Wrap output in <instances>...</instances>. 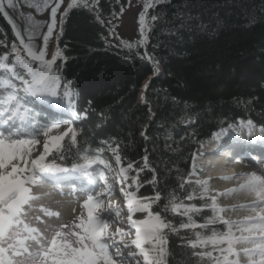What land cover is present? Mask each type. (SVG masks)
Listing matches in <instances>:
<instances>
[{"label": "trees", "instance_id": "obj_1", "mask_svg": "<svg viewBox=\"0 0 264 264\" xmlns=\"http://www.w3.org/2000/svg\"><path fill=\"white\" fill-rule=\"evenodd\" d=\"M129 1L99 0L94 11L77 7L68 12L54 46L67 58L57 61L62 86L55 99L62 102L30 96L29 108L40 104L74 121L77 143L69 147L65 137L57 164L71 169L84 163L85 154L112 160L118 171L131 163L124 184H131L137 197L159 193L153 212L168 203L171 193L181 199L191 194L195 198L184 203L202 208L194 220L203 224L212 212L204 207L210 199L200 198L197 180L191 178L194 154L216 132L241 120L264 128V0H160L148 10V43L132 50L111 43L104 21L118 17ZM0 41V55H7L9 64L13 44L25 54L2 14ZM145 55L159 62L158 74ZM17 72L28 78L23 69ZM65 89L78 95L65 96ZM43 115L33 124L47 121ZM117 145L119 164L112 151ZM167 219L176 227L188 222L179 214L168 213ZM211 227L225 230L222 224ZM209 231L169 232L166 264H209L195 253L210 248L190 246L194 232Z\"/></svg>", "mask_w": 264, "mask_h": 264}, {"label": "snow or ice", "instance_id": "obj_2", "mask_svg": "<svg viewBox=\"0 0 264 264\" xmlns=\"http://www.w3.org/2000/svg\"><path fill=\"white\" fill-rule=\"evenodd\" d=\"M159 2L160 0H155V3L153 0H145L137 20L139 39L135 42L121 40L118 46L132 50L146 45L150 31L146 22L148 10ZM18 3L19 0H0V14L9 17L10 11L18 12ZM62 3L63 0H43L42 8H50V22L44 26L46 31L42 34L41 24H29L28 42H25V38L20 39L24 55L15 44L12 45V64H9L7 55H0V93H3L0 95V115L8 114L7 119L0 121L8 125L0 131V264H129L133 259L135 264H166L167 234L180 229L196 228L210 229L206 235L194 232V239L190 240L193 249L210 248L195 253L201 259L206 257L209 264H264V175L255 172L221 177L225 180L235 178L241 182L237 187L210 197L209 180H197L195 183L199 185L200 198L210 199V203H206L204 207L212 212V216L206 218L203 224H197L194 220V214L199 213L202 208L184 203V200L192 201L194 195L190 194L181 199L171 193L168 203L160 211L153 212L152 205L158 203L161 198L159 193L150 198H141L137 197L135 192L121 189L127 198L126 207L129 214L125 220L116 221L125 227H116L113 230L110 218H102V197L106 193L110 194V187L106 189V193L88 195L82 205L86 215L81 212L71 224L61 223L57 228L50 223H44L39 216L29 218L32 202L39 199L32 189L41 182V174L64 177L72 172L87 174V169L96 163L104 165L105 168L109 167L99 157L91 158L87 154L83 156L84 163L73 165L71 169L60 166L55 161L63 159V141L65 137H69V147L76 145L77 130L68 125L64 131L53 135V130L62 127L59 121L41 125L32 131L28 130L30 123H25L29 120L28 109L21 102L15 81L22 82L23 92L27 95L50 98L49 102L54 105L62 102L55 99L58 89L62 86L57 61L67 58L59 46L55 47L50 58H46V46L54 32L57 37L63 34V21L69 11L77 7L94 11V6L99 4V0H70L61 14L58 27L56 17ZM32 7L41 8V5L34 4ZM29 19L31 20V17ZM96 19L103 24L98 15ZM150 19L156 21L157 17L153 15ZM109 25V32L113 36L116 35L115 28L118 25H112L111 21ZM38 34H41L44 47L36 49L31 41L33 36ZM15 35L21 37V32L16 31ZM144 58L153 62V71L158 74L159 62L147 55ZM17 68L23 69L28 78L17 72ZM64 95L74 99L78 93L65 89ZM248 125L251 127L252 121H248ZM41 139L44 141L42 151L36 147L41 145ZM118 149L119 145L112 150L117 164L121 161L117 154ZM34 152L38 154L33 155ZM49 156L52 157L51 161H48ZM132 168L133 165L129 163L126 168L119 169L121 180L128 179L127 173ZM100 178L105 179L103 172L100 173ZM135 182L136 177H133V183ZM185 183L188 181L185 180ZM105 184L107 185L106 179ZM128 187L131 188L132 185ZM180 187L183 188V184ZM238 192H246L254 198L250 204L233 207L250 208L255 215H248L240 220L226 219L223 214L228 209L220 205L218 197ZM108 208L112 209L111 201ZM115 211L119 216L120 209L117 207ZM44 213L48 217H60L58 211L44 209ZM136 213L144 214L143 218H134ZM168 213L186 217L188 222L176 227L167 219ZM33 221L43 224V229L35 226ZM217 224L224 225L225 230L217 231L211 227ZM133 246L138 251H128ZM137 256L141 258L136 259Z\"/></svg>", "mask_w": 264, "mask_h": 264}, {"label": "rangeland", "instance_id": "obj_3", "mask_svg": "<svg viewBox=\"0 0 264 264\" xmlns=\"http://www.w3.org/2000/svg\"><path fill=\"white\" fill-rule=\"evenodd\" d=\"M64 4L60 6V11L58 14L57 22L59 25V19L60 16L66 6V3L68 0H63ZM155 3V0H153ZM145 3V0H130L128 6L123 9V11L118 15V19H104L105 24L109 27V22L111 21L112 25H118L115 28L116 35L111 34V43L114 45H119L121 40L125 41H131L135 42L139 39V33H138V15L143 10V5ZM62 7V8H61ZM148 23V21H146ZM149 26V25H148ZM54 32L53 39L55 36ZM52 39V38H51ZM53 42V41H52ZM51 43V42H50ZM147 44V43H146ZM17 89L19 90V95L21 97V102L25 105V107L28 109V117L29 120L25 123H30L31 126L29 127V131H32L33 129L39 128L41 125H47V121L57 122L59 121L62 125L61 129L59 130H53V135H58L60 132L64 131L66 126L71 125L74 127V121L70 118H66L67 115L61 114L58 115L56 111L46 108L43 105L40 104H34V107L29 108V105H32L29 101L30 95H27L23 92V87L20 85H17ZM3 93H0L2 95ZM33 112L32 115L29 113ZM40 112L43 113V116H46L48 119H42L40 123H34L32 120H37L40 116ZM7 113L4 115H0V121H3L7 119ZM239 121L236 126L230 128V132L234 134L232 131H241L240 123ZM247 122V121H246ZM239 124V125H238ZM7 124L0 123V131H3L5 128H7ZM253 127H257L262 129L263 131H260V136H263L264 139V128L258 127L252 124ZM251 129V128H249ZM253 129V128H252ZM253 132V131H252ZM259 136V137H260ZM43 139H41V145H37L36 147L39 148L42 151V144ZM209 143H206L204 146H208ZM224 149L221 147L220 150L217 152V154L221 153ZM38 153H35L33 155H36ZM242 160L240 158L239 154L233 155L229 161L228 165H231L234 163L233 166H236V163L239 162V160ZM259 159V160H258ZM254 159L251 158L250 160H245L243 165L246 167L250 166H256L257 170H259L258 175H264V160L260 158ZM106 164L109 165V167L105 168L104 165H101L99 163L92 164L87 169V174L84 173H78V172H72L69 174H65L64 177L67 179H70L71 181L67 183L65 180L61 178V180H57V175H47V174H41L40 176V183L38 185L33 186V193L39 197V199L32 202V210L29 211L28 215L29 218H33L36 216H39L41 220L44 221V223H50L54 225L55 227H59V224H71L73 221L77 219V217L80 215L81 212H85L86 210L83 209V201L87 199L88 195H96L99 193H106V189L110 187V194H105L102 199L104 200V210L102 213V218L109 219V222L112 224V229L114 230L116 227H125L124 224H118L117 220H125L128 216V211L126 207L127 198L124 195V192L121 191V189H124V191H130L128 188V185L124 184V180H121V174L119 171L115 168V164L112 160L109 159H103ZM204 165V164H201ZM226 165V166H228ZM67 168V167H66ZM103 172L104 178L107 180V185L105 184V179L100 178V173ZM71 176V177H70ZM76 177L75 180L72 179L73 177ZM200 177H196L194 174L191 175L192 179L195 180H205L206 177H202V175H199ZM65 179V178H64ZM95 180V183H92L91 181ZM68 181V180H67ZM240 183L239 180L233 179V180H225V179H218L216 181H209L210 186V195H214L216 193L224 192L225 190L233 187H237ZM243 195V196H242ZM248 196L249 194L246 192H238L233 193L228 196H219L218 201L221 206L228 209L223 215L226 219L229 220H240L243 219L244 215H248L249 210L247 209H241V208H234L231 207L232 202H239L242 197ZM64 201H68L70 203H73L77 206V210L73 213H70L68 209L66 208V204ZM77 201V202H76ZM111 201L112 205L115 204H121L122 207H119L120 212L119 216L116 215L115 209L109 210L108 208V202ZM44 209H47L48 211H58L60 213V217H48L44 213ZM144 214L142 213H136L134 218H143ZM34 225L37 227H40L43 229V224L37 223L33 221ZM134 232V229L132 230ZM128 251L136 252L138 250L135 249L133 246ZM215 255V253H214ZM141 257L137 256L136 259H140ZM129 264H135V260H130Z\"/></svg>", "mask_w": 264, "mask_h": 264}, {"label": "bare ground", "instance_id": "obj_4", "mask_svg": "<svg viewBox=\"0 0 264 264\" xmlns=\"http://www.w3.org/2000/svg\"><path fill=\"white\" fill-rule=\"evenodd\" d=\"M41 1L43 2V0ZM20 3H21V0H19L18 9L20 8ZM48 11H50V8L48 9L39 8L40 14L44 13L46 15ZM30 17H31V20L29 19V15L26 17V23L28 25L33 22L35 23L34 18H32V16ZM39 24L43 26V22H40ZM51 41L52 39L49 40L46 46V50H48L47 47H49V44ZM240 128L242 129L241 131H232L234 132V134L229 131L230 129L223 131L221 134L218 135V137L213 138L208 144V146H205L206 148L207 147L209 148V154H212L213 149H215L218 146L220 147L222 145H225L224 149L222 150L224 151L222 154L221 153L217 154L216 155L217 158L212 157V159L215 160V166H216L215 170H216L217 175L225 174L227 176H232L233 174L252 173V172H255L256 174H258L259 172L256 166L246 167L245 165H243V163L245 162V160L251 161V158L258 159L259 157H261V159L264 160V139L262 135L260 136L261 134L260 131L262 129L253 127L252 125L251 127H249L248 122L246 121H242L240 123ZM235 154H239L242 160L240 159L239 162L236 163V166H233L234 163H232L231 165H228L229 162H231V160L229 161L228 159H230ZM206 161L208 162L211 161L210 156L206 158ZM60 177L61 176H58L57 180H61ZM75 178L76 177L74 176L72 179L75 180ZM62 179L65 180L67 183L71 181L70 179H67L66 177H62ZM253 198L254 197H252L251 195H248V196L244 195V197H242L239 202H232L231 207L235 205H241V204H250ZM64 203L66 204V208L68 209L70 213H73L77 210V206L75 204L70 203L68 201H64ZM116 203L112 205L111 210L116 209L117 207L118 208L122 207V205L119 204V202L118 204ZM108 205H109V202H108ZM235 208H239V207H235ZM241 209H244V208H241ZM245 209L249 210L248 215H255V213L252 212L250 208H245ZM248 215H244V217Z\"/></svg>", "mask_w": 264, "mask_h": 264}, {"label": "water", "instance_id": "obj_5", "mask_svg": "<svg viewBox=\"0 0 264 264\" xmlns=\"http://www.w3.org/2000/svg\"><path fill=\"white\" fill-rule=\"evenodd\" d=\"M69 1L70 0H68V2L66 3L64 10L67 8V4L69 3ZM34 4L35 5H41V8H42L43 2L41 0H21L20 8L18 9V12L10 11L9 17H5L7 22L10 24L14 34L16 33V31L21 32V37H17L15 35L19 44H20L21 38H25V42H28L27 37L29 36V29H28L29 25L26 23V17L28 15H29V17L32 16V18H34L35 23L43 22V26L41 28V34L46 31V27H44V26H46L47 23L50 22V11H48L46 15L44 13L40 14L39 8L32 7V5H34ZM63 4H64V2H63ZM6 10H8V9L6 8ZM64 10H63V12H64ZM57 16H58V14H57ZM60 21H61V16H60L59 22ZM13 25H15V27H13ZM58 27H59V25H58ZM41 34L35 35L32 38L31 42L33 43L34 48H36V49L43 47V41L41 38ZM56 36H57V33H55L54 39L52 37L53 42L51 41V43L49 44V47H47L48 56L46 58H50V56L54 50V46H55V42H56ZM20 46L23 48V46L21 44H20ZM151 77L152 76L150 75L145 80L144 83H147Z\"/></svg>", "mask_w": 264, "mask_h": 264}]
</instances>
